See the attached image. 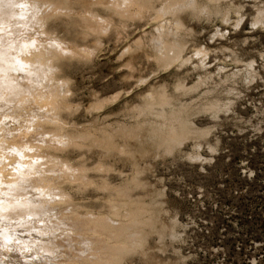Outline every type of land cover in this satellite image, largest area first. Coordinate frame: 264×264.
I'll list each match as a JSON object with an SVG mask.
<instances>
[{"label":"rangeland","instance_id":"374dc122","mask_svg":"<svg viewBox=\"0 0 264 264\" xmlns=\"http://www.w3.org/2000/svg\"><path fill=\"white\" fill-rule=\"evenodd\" d=\"M9 58L0 264H264V0H0Z\"/></svg>","mask_w":264,"mask_h":264},{"label":"bare ground","instance_id":"6f19581e","mask_svg":"<svg viewBox=\"0 0 264 264\" xmlns=\"http://www.w3.org/2000/svg\"><path fill=\"white\" fill-rule=\"evenodd\" d=\"M28 49V48H27ZM24 50V49H23ZM29 50V49H28ZM39 50V49H38ZM26 51V50H25ZM24 51V52H25ZM30 51V50H29ZM27 53V52H26ZM24 55V54H23ZM27 56V55H26ZM24 57V56H23ZM26 59H29V57H27ZM31 59V58H30ZM39 60V59H38ZM38 60L36 61V62H38ZM24 61H26V60H24ZM24 61H23V58H22V60L20 59H16V58H9V59H5L3 62H1L0 63V103L2 102V100H3V102H4V99H6V98H4V96H3V98H1L2 97V95H4V94H1V93H4L5 92V97H7L9 94H12L11 92L14 90V89H16L17 88V86H20V85H16V87H15V85H14V82L13 81H15L16 83H18V81L19 80H17L16 81V79L13 77V73H16V71L17 70H19L20 69V72H21V74L23 73H25L26 71H25V68L26 67H24L26 64L27 65H29V64H31V62L30 63H24ZM27 61H29V60H27ZM33 62V61H32ZM36 62H33L32 64H34V63H36ZM41 62V61H40ZM23 64V65H22ZM31 64V65H32ZM37 64H39V63H37ZM26 65V66H27ZM36 65V64H35ZM34 65V66H35ZM39 65H41V64H39ZM20 66H23L24 68H22V67H20ZM30 66V65H29ZM37 66V65H36ZM42 67V66H41ZM23 70H22V69ZM29 69H31V68H29ZM29 69L28 68H26V70H28L29 71ZM41 69V68H40ZM40 69H39V71H40ZM32 70V69H31ZM38 70V69H37ZM12 71H13V73H12ZM35 71V70H34ZM34 73V72H33ZM38 73V72H37ZM35 74V73H34ZM44 74V76H45V73H43ZM26 75H27V73H26ZM43 76V75H42ZM18 77V76H17ZM20 77H22V76H20ZM19 77V78H20ZM28 77V79L30 80V76H27ZM23 78V77H22ZM46 79V78H45ZM21 80V79H20ZM23 80V79H22ZM32 80V79H31ZM35 80H36V78H35ZM22 83H24V81H21ZM40 82V81H39ZM15 83V84H16ZM32 83H35L34 81H32ZM20 84V83H19ZM36 84V83H35ZM26 86V85H25ZM24 86V87H25ZM38 87H40V85L38 86ZM37 87V88H38ZM22 88V87H21ZM24 89H27L26 87L24 88ZM30 89V88H29ZM29 89H27L26 91L28 92L29 91ZM34 90L36 89V86H35V88H33ZM18 90H19V88H18ZM22 90V89H21ZM2 91V92H1ZM4 91V92H3ZM24 91V90H23ZM15 92V91H14ZM13 92V93H14ZM19 92H20V90H19ZM22 92V91H21ZM31 92V89H30V91H29V93ZM35 92V91H34ZM16 93V92H15ZM15 93H14V95H15ZM26 93V92H25ZM29 93L27 94V95H29ZM49 93V92H48ZM19 94V93H18ZM21 94V93H20ZM33 94V93H32ZM42 94V93H41ZM14 95H12V96H14ZM22 95V94H21ZM25 95V94H24ZM23 95V98L25 97ZM40 95V94H39ZM43 95H45V94H43ZM42 95V104H46V103H48L49 101H48V99H49V96H50V94H48V99H46L45 100V98H44V96ZM10 96V95H9ZM9 96H8V98H9ZM17 96V95H16ZM31 98H32V96L31 95H29ZM20 97V96H19ZM27 97V96H26ZM36 97V96H35ZM51 97V96H50ZM7 98V99H8ZM12 98V97H11ZM15 98V97H14ZM30 98V99H31ZM34 98V97H33ZM6 99V101H8ZM10 99V98H9ZM40 100H41V98H39ZM39 99H37V97H36V99H34L35 101H33V100H31L32 102H34V103H36V104H34V105H36L37 106V101L36 100H39ZM51 99V98H50ZM16 100H17V98H16ZM43 100H45V101H47V102H45V103H43ZM9 101H11V100H9ZM12 101H15L14 99H12ZM27 101H28V99H27ZM26 102V101H25ZM32 102H30V103H32ZM5 103H8V102H5ZM4 103V104H5ZM23 103V102H22ZM27 103V102H26ZM2 104V103H1ZM1 104H0V108H1ZM9 104V103H8ZM27 104H29V103H27ZM39 104V106L41 105L40 104V102L38 103ZM31 106V105H30ZM39 108V107H38ZM2 110H3V108H1ZM4 109H5V106H4ZM27 109V108H26ZM37 109V108H36ZM6 112H7V110H6ZM5 112V113H6ZM2 113V112H1ZM8 113V112H7ZM3 114V113H2ZM1 116V115H0ZM5 116V115H4ZM4 116L2 115V119L4 118ZM32 117V116H31ZM1 118V117H0ZM6 118H8V117H6ZM2 119H1V121H2ZM11 119V118H10ZM0 121V122H1ZM4 121V120H3ZM4 123H5V121H4ZM3 123V124H4ZM2 124V125H3ZM9 124V123H8ZM0 127H1V125H0ZM5 127H6V125H5ZM1 131V130H0ZM7 132H8V130H7ZM2 133H3V131H2ZM22 136V135H21ZM25 137V136H24ZM1 139V138H0ZM4 139H6V138H4ZM3 139V140H4ZM11 140V139H10ZM1 141H2V139H1ZM7 141V140H6ZM3 142V141H2ZM8 142V141H7ZM6 142V143H7ZM12 142V141H11ZM4 143H5V141H4ZM12 144H14V143H11V145ZM4 145V144H3ZM11 145H9V146H11ZM16 145V144H15ZM5 147H6V145H5ZM11 148H13L12 150H14V147L12 146ZM2 149V148H1ZM7 150V149H6ZM21 150V149H20ZM19 150V152H21ZM11 151V150H10ZM10 151H8V152H10ZM14 151H16V150H14ZM6 152V151H5ZM7 152V153H8ZM24 153V152H23ZM0 154H2L1 152H0ZM10 154V153H9ZM3 155V157L6 155V154H2ZM1 155V156H2ZM11 155V154H10ZM6 157V156H5ZM7 157H9V156H7ZM24 157V156H23ZM4 159H6V158H4ZM21 160V159H20ZM20 160H19V162H18V159H17V161H16V163L18 162L19 164H20V168H23V166H25L24 164V162H20ZM1 161H2V159H1ZM41 161V160H40ZM39 161V162H40ZM24 163V164H23ZM0 164H1V162H0ZM35 164H37L36 162H35ZM3 165V164H2ZM28 167H30L31 165H28V163L26 164ZM40 165V164H39ZM13 166V165H12ZM11 166V167H12ZM19 166V165H18ZM1 167V166H0ZM4 167V166H3ZM41 167V166H40ZM15 168V167H14ZM25 168H26V166H25ZM24 168V169H25ZM34 168H35V166H34ZM17 169H18V167H17ZM17 169H14L15 170V172L16 173H14L16 176L17 175H19V173H20V176H18V177H21L22 179H20V178H17L15 175V177H13L14 178V180H15V182H16V179L15 178H17L18 179V181L19 180H21V182L23 181V179L24 178H26V175H28V171L27 170H23V169H21V170H19L20 172H18L17 173ZM41 169H42V167H41ZM3 169H1L0 168V196H1V199H0V229H2V230H6V229H8L9 227H10V224H12V223H14L15 224V227L13 228L14 230H15V228H22V229H32V228H36V227H38L37 226V224H40V220H42V217H41V214H39V213H41V211L40 212H38V213H36L35 211L33 212L32 210H31V212H33V214H31V213H28V212H30V210L29 211H27V214H19L18 216H16V214L17 213H19L20 211H16V210H21V212H22V208H24L25 210H23V213H26V210L28 209L27 207H29V206H32V205H35V199H33L34 198V196H31L30 197V195L29 194H27V192L29 193V189L27 190V192H26V194L27 195H29V196H27V198H24L26 195H25V192H24V194H22V196L23 195H25L24 197H23V199H26V200H21V201H19L21 198H22V196H21V198H19V197H17V198H19V200L18 199H16V191L18 192V190H19V192L20 191H22L21 190V188L23 187V186H25L24 184H23V186H19L20 188H18L17 190H15V188H17V185H21V183H18L17 184V182L16 183H12V177H11V180L9 179V176H8V178H7V180H5V178H3L4 176L2 175V171ZM29 170H30V168H29ZM22 171H24V172H22ZM25 171H27V173H25ZM33 171H34V169H33ZM35 171H36V169H35ZM34 171V172H35ZM39 171V170H38ZM37 171V172H38ZM41 171V170H40ZM6 172V171H5ZM12 172V171H11ZM21 172H22V174H24V176L25 177H22L21 176ZM34 172H32V173H34ZM42 172V171H41ZM42 173H44V171L42 172ZM13 174V173H12ZM31 174V173H30ZM41 174V173H40ZM10 175H11V173H10ZM36 175H37V173H36ZM42 175V174H41ZM40 175V176H41ZM44 175V174H43ZM12 176V175H11ZM32 176H34L33 174H32ZM39 176V175H38ZM45 176V175H44ZM31 177V176H30ZM32 178H34V177H32ZM37 178V177H36ZM2 179H4V181L5 182H9V184H5L4 183V181H2ZM11 181H9V180ZM13 180V181H14ZM33 180V179H32ZM39 180V179H38ZM41 180V179H40ZM29 181H30V178H29ZM28 181V182H29ZM20 182V181H19ZM40 182V181H39ZM11 183V184H10ZM35 183H36V181H35ZM17 184V185H16ZM26 184V183H25ZM28 184H30V183H28ZM43 184V183H42ZM38 185H39V183H38ZM37 185V186H38ZM36 186V187H37ZM43 186V185H42ZM12 187V188H11ZM14 187V188H13ZM26 187V186H25ZM25 187L24 188H22L23 190H25ZM29 187V186H28ZM28 187H26V188H28ZM30 188V187H29ZM34 188H30V190H33ZM39 190V186H38V188H36V190ZM12 190H14L15 192H13L12 194H14L15 196V200L14 199H12L11 197H12V195L10 194V192L12 191ZM35 189L33 190L34 192L36 191ZM26 191V190H25ZM32 192V191H31ZM21 193V192H20ZM23 193V192H22ZM33 193V192H32ZM32 193H30V194H32ZM3 194L5 195V197L3 196ZM6 194H8V195H6ZM38 194V193H37ZM11 196L10 198H7V196ZM17 195H19V194H17ZM35 195H36V193H35ZM36 197H37V195H36ZM34 201L33 203H32V200ZM40 200V199H39ZM38 201V200H37ZM43 203V202H42ZM41 203V204H42ZM48 203V202H47ZM41 204H39V201L36 203V205H39V206H36V209H39L40 208V206H41ZM45 205V204H44ZM44 205H42L41 207H43L42 209H40V210H42V211H44ZM30 209H31V207H29ZM34 207H33V210H36ZM45 209H46V206H45ZM15 211H16V214H15V216H14V213H15ZM25 211V212H24ZM52 211V210H51ZM20 212V213H21ZM45 212V211H44ZM50 212V211H49ZM53 212V211H52ZM13 213V214H12ZM35 213V214H34ZM46 214H47V212H46ZM49 214H51V213H49ZM29 215V216H28ZM40 215V216H39ZM43 216V215H42ZM46 216V215H45ZM16 217H20L21 219H16ZM31 217H37V218H39V221H38V219L35 221V220H32V218ZM50 217H51V215H50ZM44 218V217H43ZM48 220L49 219H47V222H48ZM51 220V219H50ZM36 222V223H35ZM50 223V222H49ZM30 224H34V225H30ZM55 224V223H54ZM30 225V227L29 228H27L28 226ZM51 224H49V226H50ZM57 225V224H56ZM55 226V225H54ZM53 228V227H52ZM68 228V227H67ZM76 228V227H75ZM96 228V227H95ZM69 229V228H68ZM105 230V229H104ZM70 232V231H69ZM76 232H78V231H75V233ZM82 232H83V230H82ZM85 232V231H84ZM65 233H67V232H65ZM72 235H73V230H72ZM79 233V232H78ZM105 233V232H104ZM78 236V235H77ZM81 236V235H80ZM93 236V235H92ZM59 237H60V235H59ZM63 237H65V235L63 236ZM67 237H69V233H68V235L66 234V238ZM75 237H76V234H75ZM25 238V234H21V239H24ZM62 237H60V239H61ZM80 238V237H79ZM82 238V237H81ZM109 238V237H108ZM53 240H55L54 238H53ZM108 240V239H107ZM52 242V241H51ZM51 242L49 243L51 246L53 245L54 247H55V244H51ZM62 242V241H61ZM68 242V241H67ZM82 242V241H81ZM85 242H88V241H85ZM45 244H46V241L44 242ZM72 243H74V242H72ZM71 243V244H72ZM89 243V242H88ZM88 243H85V244H87V245H84V243H83V245L84 246H88ZM66 244V243H65ZM68 244H69V242H68ZM68 244H66V245H68ZM71 244L70 245H68V246H71ZM44 245V244H43ZM47 245V244H46ZM46 245H44L45 247H47ZM65 245V246H66ZM77 245V244H76ZM79 246H81L80 245V243L78 244ZM91 245H92V243H91ZM53 246H52V248H53ZM83 246V248H85ZM58 247V246H57ZM49 248L51 249V247L49 246ZM56 248V247H55ZM55 248H53V250H56L57 252H58V250H57V248L55 249ZM58 248H60V246L58 247ZM32 249H33V247H32ZM61 249V248H60ZM74 249V248H73ZM70 250H72V247H70ZM84 250V249H83ZM116 250V249H115ZM69 251V250H68ZM90 251V250H89ZM60 252V251H59ZM83 252V251H82ZM82 252H81V254H82ZM77 253H78V251H77ZM116 253H117V251H116ZM63 254V253H62ZM80 254V253H79ZM81 254H80V256H81ZM110 254V253H109ZM119 254V253H118ZM60 255V254H59ZM99 255V254H98ZM69 256V255H68ZM96 256V255H95ZM103 256V255H102ZM67 257V256H66ZM70 257V256H69ZM101 257V256H100ZM59 258V257H58ZM57 258V259H58ZM100 259V258H99ZM118 259V258H117ZM119 259H120V257H119ZM66 260V259H65ZM69 260V259H68ZM71 260V259H70ZM68 262H70V261H68ZM74 262H75V258H74ZM81 262V261H80ZM53 264H56V262L55 263H53ZM61 264V263H60ZM84 264V263H83ZM89 264V263H88Z\"/></svg>","mask_w":264,"mask_h":264}]
</instances>
